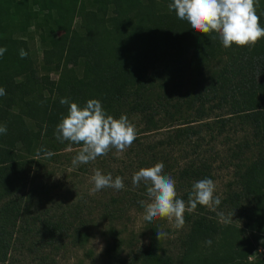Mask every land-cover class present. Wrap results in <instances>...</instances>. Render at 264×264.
<instances>
[{
	"label": "trees",
	"instance_id": "1",
	"mask_svg": "<svg viewBox=\"0 0 264 264\" xmlns=\"http://www.w3.org/2000/svg\"><path fill=\"white\" fill-rule=\"evenodd\" d=\"M170 2L0 0V47L7 49L0 57V87L6 91L0 96V124L7 126V134H0V264H17L14 252L25 248L46 264L42 251L54 248L57 238L79 244L87 239L80 208L73 221L80 227L69 216H25L32 203L31 193H23L28 172L64 148L82 147L56 139V126L68 107L61 98L81 107L99 100L116 119L140 118L144 132L167 127L170 133L147 151L137 145L136 157L150 154L156 162L159 147L189 146L195 158L175 173L188 187L204 178L214 180L215 155L200 153L205 141L242 133L227 148L236 189L217 210L227 206L245 214V225H218L197 205L184 216L190 227L176 264H264V253L253 258L259 244L264 246V38L251 48L225 49L216 33H196L179 20L169 11ZM256 13L264 27V0H258ZM20 49L26 58L21 59ZM205 71L210 75L202 82ZM252 150L253 160L243 165L242 155ZM47 151L54 155L46 157ZM161 158L165 172L177 168L170 157ZM113 239L107 255H117L121 246L117 234ZM159 250L147 247L133 255L141 264H174Z\"/></svg>",
	"mask_w": 264,
	"mask_h": 264
},
{
	"label": "rangeland",
	"instance_id": "2",
	"mask_svg": "<svg viewBox=\"0 0 264 264\" xmlns=\"http://www.w3.org/2000/svg\"><path fill=\"white\" fill-rule=\"evenodd\" d=\"M212 69L213 65L209 67L208 71ZM209 75L210 73L205 71L201 78L202 82H205ZM217 113L222 115L221 112ZM156 119L162 120V117L158 116ZM131 123L135 125L137 138L131 147L122 153H117L115 149H112L107 155L98 157L93 162L73 167L71 161L80 148L70 146L54 155L51 161L40 160L39 164L33 166L30 173L28 172L26 188H24L23 193H31L32 203L27 205L26 217L54 216L60 219L63 216H69L68 218H72V225L80 227V224L77 225V220L73 224L75 210L80 208V216L86 222L81 230L87 235V239L79 244L78 242L74 243L69 238H57L54 248L50 247L42 251L44 255L42 256L47 257L46 264H120V260L129 264L131 262L132 264H141L140 260L138 262L135 260L133 254L137 256L140 250L154 246L160 248L159 255L170 258L174 264L180 259L182 255L181 244L189 231L190 224L185 221L181 229H176L167 219L158 218L153 222L143 220L144 207L139 202L148 200L146 189L143 185L134 187L131 178L141 168H149L156 163H162L161 155L170 157L173 162L178 163V166L171 169L170 172L163 170V173L170 175L176 181L177 198L187 202L186 195L191 192L193 183H190L189 187L186 186V184L178 181L175 173L179 167L187 164L188 160L194 159L195 156L190 154L191 148L189 146L175 148L172 151L169 147H159L155 150L159 154L158 161L152 162L150 154H147L143 160H138L136 157L137 145H142L143 150L147 151V146H153L158 141H162L165 134L170 133L167 131L170 130L165 127L166 130L144 132L140 118L132 120ZM231 133L232 131L218 141L211 142V144H206L205 141L204 145L200 147V153L203 154L204 151V156L215 155L213 181L216 185V192L214 195L219 196L221 202L224 199H230L232 191L236 189H233L236 181L235 169L228 159L230 152L227 151V148L233 146L232 141L238 143L242 139V133ZM255 152L252 150L242 155L243 165H248L253 160V153ZM139 161L142 162L143 166H138L141 163ZM235 163L239 162L235 161ZM94 169H99L105 175L111 174L113 180L117 176L122 177L124 189L117 191L113 188H104L95 194H90V189L94 186L90 183ZM204 211L218 225H225L220 218V213H223L224 217H232L230 224L236 227L241 228L246 223V215L234 211L231 207L225 206L221 210H217V208L210 210L205 207ZM192 213L193 211L185 212V214ZM192 217L194 219V216ZM154 229L165 231L168 234L167 237L158 240ZM115 234L118 235L121 246L118 253H115L117 255H107L106 249L113 245ZM246 234L251 238L254 236L250 231ZM259 245L258 250L264 249L262 243ZM17 246L19 247V244ZM263 253L257 252L253 258L261 257ZM39 256L41 255L39 254ZM34 257L27 248L16 249L12 260L17 264H40Z\"/></svg>",
	"mask_w": 264,
	"mask_h": 264
},
{
	"label": "clouds",
	"instance_id": "3",
	"mask_svg": "<svg viewBox=\"0 0 264 264\" xmlns=\"http://www.w3.org/2000/svg\"><path fill=\"white\" fill-rule=\"evenodd\" d=\"M258 0H171L168 4L169 11H174L176 17L186 21L191 29L200 34L216 33L225 49L233 45L237 47H254L261 38H264V27L260 25V17L256 13ZM213 36V39H216ZM7 51L0 47V57ZM21 59L28 53L20 49ZM6 95L4 88L0 87V96ZM60 103L67 105V115L62 116L56 126L55 136L58 141L82 145L73 157V167L88 164L98 157L105 156L115 149L117 153L124 152L131 147L137 138L135 125L126 115L118 119L107 114L102 103L90 99L81 107L70 102L68 98H61ZM0 134H7V126L0 124ZM70 150V149H69ZM46 157L54 155L51 151L45 153ZM163 163H156L149 168H141L132 175L134 187L146 189L147 201L139 203L144 207L143 220L167 219L176 229H181L184 224L185 212L195 211L197 205L215 210L221 203L219 196L214 195L216 185L212 179L204 178L193 183L187 202L177 198L176 181L163 173ZM90 183L94 186L90 194L104 188H113L117 191L124 189L123 178L113 177L111 174H102L99 169H94ZM224 223H230L231 218L220 213ZM233 216V215H232ZM163 230H157V239L167 237ZM211 244V241H207Z\"/></svg>",
	"mask_w": 264,
	"mask_h": 264
},
{
	"label": "built area",
	"instance_id": "4",
	"mask_svg": "<svg viewBox=\"0 0 264 264\" xmlns=\"http://www.w3.org/2000/svg\"><path fill=\"white\" fill-rule=\"evenodd\" d=\"M258 252H259V253H261V252H264V249H262V250H259Z\"/></svg>",
	"mask_w": 264,
	"mask_h": 264
}]
</instances>
